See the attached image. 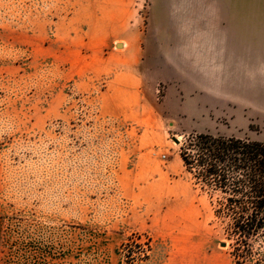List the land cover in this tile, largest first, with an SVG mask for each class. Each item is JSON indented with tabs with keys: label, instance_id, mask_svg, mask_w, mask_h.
<instances>
[{
	"label": "rangeland",
	"instance_id": "obj_1",
	"mask_svg": "<svg viewBox=\"0 0 264 264\" xmlns=\"http://www.w3.org/2000/svg\"><path fill=\"white\" fill-rule=\"evenodd\" d=\"M97 1L0 0V264H127L120 246L138 234L148 253L143 228L165 211L171 219L181 206L185 221L196 214L207 228L211 247L224 243L228 252L207 194L193 187L179 158L190 133L161 136L154 122L144 127L100 115L105 79L82 75ZM136 2L145 20L150 1ZM240 19L242 35L253 24L264 29V0H241ZM145 95L171 129L163 87L146 86ZM254 106L220 119L211 134L264 143V94ZM121 161L137 172L136 181L120 180ZM261 245L264 252V244L255 248Z\"/></svg>",
	"mask_w": 264,
	"mask_h": 264
},
{
	"label": "crops",
	"instance_id": "obj_2",
	"mask_svg": "<svg viewBox=\"0 0 264 264\" xmlns=\"http://www.w3.org/2000/svg\"><path fill=\"white\" fill-rule=\"evenodd\" d=\"M149 1L145 20L136 0H98L88 15L90 61L82 75L105 79L100 115L144 127L154 122L162 136L169 131L211 134L234 110L255 109L258 92L264 94V29L253 24L242 35L241 0ZM146 86L152 92L163 87L161 105L171 129L164 130ZM118 175L137 179L122 161ZM2 190L0 170V248ZM183 209L175 207L171 219L168 211L160 222L150 219L142 233L151 238V251L139 264H234L226 248L211 247L196 214L185 221Z\"/></svg>",
	"mask_w": 264,
	"mask_h": 264
},
{
	"label": "trees",
	"instance_id": "obj_3",
	"mask_svg": "<svg viewBox=\"0 0 264 264\" xmlns=\"http://www.w3.org/2000/svg\"><path fill=\"white\" fill-rule=\"evenodd\" d=\"M193 187L207 194L212 215L223 230L234 264H264V143L190 133L179 150ZM141 235L132 234L120 250L127 264L141 263Z\"/></svg>",
	"mask_w": 264,
	"mask_h": 264
},
{
	"label": "water",
	"instance_id": "obj_4",
	"mask_svg": "<svg viewBox=\"0 0 264 264\" xmlns=\"http://www.w3.org/2000/svg\"><path fill=\"white\" fill-rule=\"evenodd\" d=\"M174 141H175L176 144H178V141H177V140H174ZM220 246H221L222 248H225V247H226V245H225L224 243H222Z\"/></svg>",
	"mask_w": 264,
	"mask_h": 264
}]
</instances>
